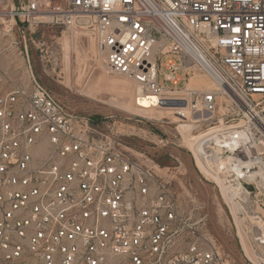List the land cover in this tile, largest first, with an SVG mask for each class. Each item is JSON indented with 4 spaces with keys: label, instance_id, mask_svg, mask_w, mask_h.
I'll return each mask as SVG.
<instances>
[{
    "label": "built area",
    "instance_id": "built-area-1",
    "mask_svg": "<svg viewBox=\"0 0 264 264\" xmlns=\"http://www.w3.org/2000/svg\"><path fill=\"white\" fill-rule=\"evenodd\" d=\"M59 1L28 0L11 20L87 21L136 108L156 98L147 112L170 108L191 125L202 181L264 257V0ZM0 264L234 263L206 217L183 209L170 175L33 83L0 88Z\"/></svg>",
    "mask_w": 264,
    "mask_h": 264
},
{
    "label": "rangeland",
    "instance_id": "rangeland-1",
    "mask_svg": "<svg viewBox=\"0 0 264 264\" xmlns=\"http://www.w3.org/2000/svg\"><path fill=\"white\" fill-rule=\"evenodd\" d=\"M38 1L50 9L60 4L59 0ZM27 3L0 0V13ZM11 16L0 14V88L38 83L69 113L101 119V132L114 137L128 155L170 171L183 209L194 218L206 217L207 229L234 264H263L264 257L255 253L259 245L251 244L241 227H234L219 191L202 181L187 147L196 133L184 131L170 113L136 108L132 83L106 73L87 21L66 30L48 23L29 27ZM159 83L164 84L163 79Z\"/></svg>",
    "mask_w": 264,
    "mask_h": 264
},
{
    "label": "bare ground",
    "instance_id": "bare-ground-1",
    "mask_svg": "<svg viewBox=\"0 0 264 264\" xmlns=\"http://www.w3.org/2000/svg\"><path fill=\"white\" fill-rule=\"evenodd\" d=\"M0 14H3V16H6V15H11V12H7V13L6 12H2ZM130 85H131V83H130ZM157 102H158V99H156V98L152 99L150 102L148 100H144L142 102V104H143V106H144L145 109H142V110L140 109V110L142 112H144V113H147V110L146 109H149L152 106V104H154L156 106L157 105ZM171 111H172V109H170V108L159 107L157 113H160V114L161 113H164V114L166 113V114H168ZM162 119H165V117H162ZM183 128H184V131H186L188 134L190 133V131L192 129L191 125L190 126H187V127H183ZM152 167L156 171V173H158V174L170 175V171L168 169H161L158 166H152Z\"/></svg>",
    "mask_w": 264,
    "mask_h": 264
},
{
    "label": "trees",
    "instance_id": "trees-1",
    "mask_svg": "<svg viewBox=\"0 0 264 264\" xmlns=\"http://www.w3.org/2000/svg\"><path fill=\"white\" fill-rule=\"evenodd\" d=\"M92 123L96 124V125H99L102 120L101 119H91Z\"/></svg>",
    "mask_w": 264,
    "mask_h": 264
},
{
    "label": "water",
    "instance_id": "water-1",
    "mask_svg": "<svg viewBox=\"0 0 264 264\" xmlns=\"http://www.w3.org/2000/svg\"><path fill=\"white\" fill-rule=\"evenodd\" d=\"M177 105H179V104H177Z\"/></svg>",
    "mask_w": 264,
    "mask_h": 264
},
{
    "label": "crops",
    "instance_id": "crops-1",
    "mask_svg": "<svg viewBox=\"0 0 264 264\" xmlns=\"http://www.w3.org/2000/svg\"><path fill=\"white\" fill-rule=\"evenodd\" d=\"M28 87V86H27Z\"/></svg>",
    "mask_w": 264,
    "mask_h": 264
}]
</instances>
